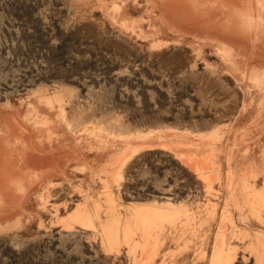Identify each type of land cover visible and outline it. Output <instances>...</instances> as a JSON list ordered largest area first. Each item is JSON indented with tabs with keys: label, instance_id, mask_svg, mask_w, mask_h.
<instances>
[{
	"label": "rangeland",
	"instance_id": "obj_1",
	"mask_svg": "<svg viewBox=\"0 0 264 264\" xmlns=\"http://www.w3.org/2000/svg\"><path fill=\"white\" fill-rule=\"evenodd\" d=\"M124 1L0 0V115L20 122L29 112L42 122L45 117L41 134L38 127L35 132L22 125L28 129L22 138L34 145L43 132L52 139L61 129L71 135L69 123L76 134L90 135L94 146L107 140L140 149L158 141L159 147L134 155L122 183L89 173L85 186L94 192L93 201L115 190L123 217L133 204L171 205L178 214L149 226L137 218L133 242L108 247L97 229L63 226L74 210L73 205L64 210L74 192L67 184L45 200L37 198L50 180L59 181L46 172L12 202L8 218L0 219V264H212L222 250L234 264H264V223L253 217V199L248 201L250 193L243 191L248 169L264 171L260 87L236 71L213 42L161 29L144 2L142 8L128 7L132 27L127 26L119 12L128 6ZM249 17L252 37L263 42L264 24L255 22L253 10ZM48 98H55L51 106ZM112 133L134 138L124 142ZM169 136L185 141L173 144ZM56 142L43 155L37 151L47 168L57 165ZM186 146L193 156L203 150L212 155L220 167L217 176L190 168L179 153ZM110 152L96 161L97 172ZM89 154L94 160L95 152ZM117 154L122 158L124 152ZM263 191L262 182L258 192Z\"/></svg>",
	"mask_w": 264,
	"mask_h": 264
},
{
	"label": "bare ground",
	"instance_id": "obj_2",
	"mask_svg": "<svg viewBox=\"0 0 264 264\" xmlns=\"http://www.w3.org/2000/svg\"><path fill=\"white\" fill-rule=\"evenodd\" d=\"M126 2L128 6H123L121 11H118L120 12V17L122 18L121 20H124V23L126 25L128 24L127 26H131V24L127 23L129 20L127 19L128 14L131 12L128 7L132 6L131 8H134L140 6L142 8L141 5L144 2L146 6L145 8L149 10L150 14L152 13V18L156 20V23L158 24L159 22L157 26L160 25L161 29H167L172 33L181 36H191L196 40L199 39L204 42H213L217 45L221 55L234 67L236 71L249 77L251 82L256 83V86L258 85L260 87H258L259 90L261 89L259 93L262 95L260 94L261 96L259 95V97H261L262 103L264 102V40L262 42L260 41L261 39L258 41L259 38L252 37V19L249 17V14L253 10L254 19L256 20L255 22L257 23L258 20V22L260 21L264 24V0H125V5ZM232 5H234L237 10H235L236 13L234 14L231 11ZM172 18L184 28L182 29L177 26L172 21ZM156 23L153 22L155 25L152 27H156ZM156 28L154 29L157 30ZM263 28L264 25L261 30ZM152 29L150 28V31H154V29ZM161 29L154 32H161ZM154 35L155 34H153V36ZM56 96L60 95L56 94ZM43 98L46 99L45 97ZM54 99L52 100V98H48L45 101L49 106H51ZM259 99L257 100L261 103V100ZM58 101L61 102V99ZM252 101V103L251 100L249 102L253 104L254 100ZM260 103L258 104V107H261V105L263 106L261 108L259 107L260 109L258 110L256 109L259 116L257 114L256 115L258 118L261 116L264 119V103L261 105ZM249 104L246 105L249 106L250 109L251 104ZM28 115H26L21 122L13 118L8 120V118H3L4 116L0 115V219L8 218L10 214L8 213V210L13 207L12 202L21 199V197L27 193L32 186H35L37 182H34V180L37 181L45 177L46 172L48 173V177H50V179H56L59 181L51 182L49 179L50 182L45 187L43 186L44 188L41 189L37 198H39V200H45L46 196H50L47 194L51 193L53 189L61 188L64 190V185L67 184L74 192H69L70 194L67 193L70 197L66 198L69 201H66L64 210L68 212L67 210L71 205H73L74 210L72 209L73 212H71V216L63 221V226L68 229L74 227L75 225L87 229H97L99 230L98 232L105 234L102 242L108 247H114L122 243L130 245L135 238V220L137 218L142 221L144 226H149L158 223V221L172 220L176 214H178V211L171 205L158 209L153 207H140L137 206V204H133V207L130 209L131 213L129 212L123 217L122 212L119 209V203L115 197L116 194L113 193L115 190H113V192L111 190H107L103 193L102 198L97 196L100 200L96 199L93 201L91 194L94 192L92 191L91 193V191H88L89 187L86 188L85 186L86 183H88L87 179L89 173L93 174V176H97V178L100 173H103L111 179L112 182L118 181L119 183V180H122L125 175L124 169L133 159L134 155L139 150H148L159 147L160 145L158 141L153 140V142H149L150 144L147 143L148 145L146 144L138 149L134 148L133 143L129 142L134 138L133 134L128 133L126 135H122L118 133V135H115L112 133L114 137L117 136V139L121 141L126 140L129 143L110 144L106 140L101 142V145L97 143L99 145L94 146L92 144L93 138L91 139L90 135L85 138L83 136L85 132L83 133L82 131H78L76 134L73 130L74 124L71 125L69 123L68 130L72 132L71 135H67V132L64 134V131L61 129L63 134L60 132L61 134L58 133L59 135H57V139H52L50 135L48 137L43 136V132L42 137L40 139L37 138L39 139L38 144L36 142L35 144L37 145H34L33 143L35 141L31 143L29 140L26 141L22 138L23 133L28 131V129L22 126L23 123L26 126H33L35 128V132L38 127L37 132L40 131L41 134V130H44L42 127L47 124V121L45 117L44 119L46 122H42L39 119V116L37 118L36 116H32L33 114L31 115V113V116ZM39 126H41V130L38 131ZM55 127L56 128L54 129L57 130V124ZM52 132H54V130ZM90 134L92 133L90 132ZM179 139L181 138L173 136L166 138V140L171 141L170 143L173 144H175V140ZM55 141H57L56 144L58 145V147H56V152H54L57 154V165L55 164L53 167L51 166L47 168V164L45 162L46 160L44 159L45 157L42 158V156H39L38 152L42 150L39 152V154H42L43 151L46 153L51 151L55 147L51 143H54ZM181 141L185 140L181 139L180 141H177L176 144H181L178 143ZM97 142H99V140H97ZM208 147L207 143V147H204V149H208ZM186 148H188V146L184 148V151H180L179 153L186 159L187 162H189L190 168L196 172L210 171L212 174L217 176V172L220 167L217 166L212 155L203 153V151H205L203 150L201 154L193 156L191 155V150L185 151ZM188 149L191 148L189 147ZM108 150H112L113 152H110V154H112L108 156L105 167L102 168L100 166L102 170L97 172L95 169L97 164L95 165V163L99 159H103L104 152H109ZM118 150H122L124 152L122 158L118 157ZM91 151L95 152L94 160H91V157L89 156ZM46 159L49 160L48 158ZM59 162H61L60 167H58ZM243 178V191L250 193L247 200L249 201L253 199V202L250 204L253 217L258 223H264V191L261 193L258 192L259 184H262V182L264 183V171L251 168L248 169ZM106 182L109 184V181ZM248 182L253 183L249 184ZM100 192L102 193V191ZM100 192L97 193L100 194ZM97 193L95 195H97ZM76 197H78L77 200ZM119 233H122V236H119ZM260 260L263 261L262 257H260ZM212 264H234V260L229 253L227 254L222 250L217 251Z\"/></svg>",
	"mask_w": 264,
	"mask_h": 264
}]
</instances>
